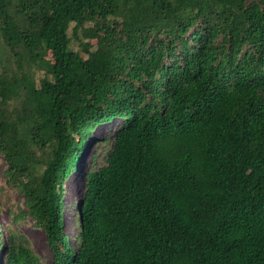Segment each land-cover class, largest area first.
Here are the masks:
<instances>
[{"label":"trees","instance_id":"1","mask_svg":"<svg viewBox=\"0 0 264 264\" xmlns=\"http://www.w3.org/2000/svg\"><path fill=\"white\" fill-rule=\"evenodd\" d=\"M0 156L4 264H264V0H0Z\"/></svg>","mask_w":264,"mask_h":264},{"label":"rangeland","instance_id":"2","mask_svg":"<svg viewBox=\"0 0 264 264\" xmlns=\"http://www.w3.org/2000/svg\"><path fill=\"white\" fill-rule=\"evenodd\" d=\"M95 19H93L88 25V29L92 32L95 28ZM94 43V42H93ZM50 58V57H49ZM121 124L120 120L112 121L105 125H101L93 132V136L90 139L87 148L83 152L76 168L72 174L68 177L64 184V213H63V225L65 233L70 237L71 240L75 237L76 233L79 231L77 220L78 213L77 209L81 200V185L82 176L85 170L89 168H98L102 162L100 160L103 148L100 144V137H107L108 141L112 140V134L115 129ZM4 161L0 156V186L4 187V182L2 180V171L4 169ZM5 188V187H4ZM22 198L15 192L10 191L5 188L0 197V226L1 232L7 238V231L5 227L10 225V211L12 208L21 202ZM21 231L28 237L31 243L32 251L40 258L44 264H51L52 256L48 249L45 235L43 231L37 230L33 227L32 221L30 219L21 226ZM0 260L3 263V253H0Z\"/></svg>","mask_w":264,"mask_h":264}]
</instances>
